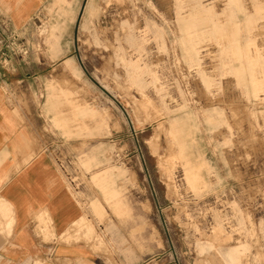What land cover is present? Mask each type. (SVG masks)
<instances>
[{"label": "rangeland", "instance_id": "obj_1", "mask_svg": "<svg viewBox=\"0 0 264 264\" xmlns=\"http://www.w3.org/2000/svg\"><path fill=\"white\" fill-rule=\"evenodd\" d=\"M75 19L48 4L0 58L25 65L9 97L92 226L76 240L103 264H264V0H85Z\"/></svg>", "mask_w": 264, "mask_h": 264}, {"label": "crops", "instance_id": "obj_2", "mask_svg": "<svg viewBox=\"0 0 264 264\" xmlns=\"http://www.w3.org/2000/svg\"><path fill=\"white\" fill-rule=\"evenodd\" d=\"M56 1L70 3L76 22L85 0H0V55L11 59L16 42L24 46L31 22ZM48 42L56 45L53 37ZM24 66L0 58V264H103L85 241L76 240V226L89 232L92 226L51 150L42 147L40 129L29 114H16L9 97L16 78L24 80ZM110 174L99 173L94 182L116 199ZM91 209L101 214L98 203Z\"/></svg>", "mask_w": 264, "mask_h": 264}, {"label": "bare ground", "instance_id": "obj_3", "mask_svg": "<svg viewBox=\"0 0 264 264\" xmlns=\"http://www.w3.org/2000/svg\"><path fill=\"white\" fill-rule=\"evenodd\" d=\"M83 223H84V222H83ZM86 223H87V222H86ZM84 224H85V223H84ZM84 224H83V225L81 224V225H82V226H85ZM86 226H87V225H86ZM87 227H88V226H87ZM87 227H86V228H87ZM82 228H85V227H82Z\"/></svg>", "mask_w": 264, "mask_h": 264}]
</instances>
